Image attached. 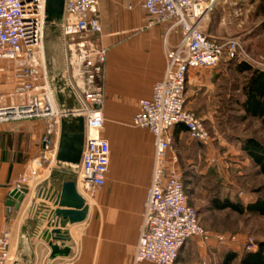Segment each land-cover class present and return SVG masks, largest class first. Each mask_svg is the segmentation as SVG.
Returning a JSON list of instances; mask_svg holds the SVG:
<instances>
[{"label": "built area", "instance_id": "1", "mask_svg": "<svg viewBox=\"0 0 264 264\" xmlns=\"http://www.w3.org/2000/svg\"><path fill=\"white\" fill-rule=\"evenodd\" d=\"M102 1L65 0L64 16L58 26L66 62L65 87L75 107L63 111L55 98L46 58L47 0H0V72L4 70L3 62L16 65L15 90L0 97V123L45 119L42 157L54 160L62 120L83 118L85 147L75 172L86 200L105 186L112 162L111 144L103 136L108 49L91 39L103 32L99 12ZM139 5L147 15L146 28L161 25L169 28L164 38L167 60L164 77L157 81L152 96L140 101L132 120L134 128L148 129L155 143L153 174L133 264H176L191 239L228 242L225 235L203 229L176 167L178 157L174 156L172 166L169 164L176 126L185 127L190 137L201 144L212 142L204 121L187 106L188 74L192 70L214 69L223 60H243L245 53L237 38H213L203 28L213 10L207 0H139ZM171 33L179 35L176 44L168 40ZM16 97L21 99L20 104L13 102ZM8 98L11 105L5 103ZM36 166L30 169V175L35 176ZM19 183L17 188H27L25 178ZM11 241L9 229H4L0 234V264L10 260ZM252 245L255 246L251 242ZM250 251L254 249L250 247Z\"/></svg>", "mask_w": 264, "mask_h": 264}, {"label": "crops", "instance_id": "2", "mask_svg": "<svg viewBox=\"0 0 264 264\" xmlns=\"http://www.w3.org/2000/svg\"><path fill=\"white\" fill-rule=\"evenodd\" d=\"M144 16L145 25V12ZM131 22L139 24L140 20L134 19ZM168 28V25L157 26L153 28L157 30L156 33L141 36L126 48L112 52L110 57L107 55L105 114L111 118L113 124L128 123L129 129L118 125L103 128V136L109 143L113 135L118 134L122 146L120 162L113 168L110 167L105 186L91 199L86 200V195L77 183V189L86 206H89V212L84 222L67 224L62 228L61 239L56 234H52L50 238L46 233L54 230L52 226L56 223L53 219L55 211L72 209L56 207L55 197L51 201L39 198L38 195L41 190L45 191L51 186L60 192V177L63 176L60 169L75 168V165L68 166L62 162L61 168L55 174L57 179L52 177L58 168L56 159L63 133L62 123L55 140L54 160H43L42 157V139L47 126L45 119L0 123V234L4 229H9L12 235L10 260L6 264L134 263L153 174L155 143L152 133L145 128H134L132 120L139 109L140 101L152 96L154 86L166 72L164 38ZM168 40L176 44L179 35L171 33ZM2 66L4 70L0 72V97L11 94L16 86L13 77L16 65L3 62ZM203 72L205 69L192 70L188 74L187 103L189 101V105L194 104L195 108L201 101V96L213 94L215 91V81ZM13 102L20 104L21 99L16 97ZM5 103L11 105L10 98ZM125 106V113L110 116L115 107L120 111ZM74 124V118H67V131L73 132ZM187 134L183 127L176 126L172 132L173 142L181 141ZM170 153L169 164L172 166L175 155L171 156ZM33 166L37 168L34 179L30 175ZM21 178L32 180L25 185L30 191L17 210L7 206L6 202L10 199L12 190L20 186ZM64 181H69L68 177ZM46 182L48 183L45 184ZM43 216L45 221L41 225Z\"/></svg>", "mask_w": 264, "mask_h": 264}, {"label": "rangeland", "instance_id": "3", "mask_svg": "<svg viewBox=\"0 0 264 264\" xmlns=\"http://www.w3.org/2000/svg\"><path fill=\"white\" fill-rule=\"evenodd\" d=\"M207 2L212 3L213 10L205 19L203 28L221 39L237 38L245 56L243 60H223L214 69H205L203 74L215 81V91L201 96L196 108L194 104L189 105V101L187 103L188 108L204 121L211 133L212 142L209 145L201 144L192 140L188 133L181 141H174L170 155L178 157L176 167L187 188L190 204L200 216L203 229L225 235L228 242L217 244L212 241L205 243L198 238L191 239L182 249L176 264H218L227 251L241 255L248 252L250 247L257 250L258 245L264 243V215L218 211L211 203V197L215 195L244 204L264 198V175L241 152L246 137L251 136L264 142V130L258 120H242L244 111L241 103L245 100L242 88L249 73L240 74L236 67L239 63L247 62L255 68L264 69V0ZM100 13L103 32L92 35L91 39L96 45L106 47L108 56L126 48L141 36L157 31L143 24L145 16L138 0H104ZM134 19H139L140 23H130ZM46 29L45 50L49 72H64L66 62L61 31L58 27V30ZM159 40L162 45L161 37ZM106 75L105 71L104 86ZM125 111L126 106L120 111L115 107L110 116ZM105 119V129L114 125L129 129L128 123L113 124L106 114ZM110 144L113 168L121 159L122 146L118 134L113 135ZM32 179L29 178L28 182ZM251 242L255 246H250Z\"/></svg>", "mask_w": 264, "mask_h": 264}, {"label": "water", "instance_id": "4", "mask_svg": "<svg viewBox=\"0 0 264 264\" xmlns=\"http://www.w3.org/2000/svg\"><path fill=\"white\" fill-rule=\"evenodd\" d=\"M64 5L65 0H47V7H46V28H51L58 30L59 24L62 22L63 19V12H64ZM53 23V26L51 24ZM50 73L51 78V85L54 89L55 98L58 102V105L61 110L69 111L70 109L75 107V101L73 100L71 93L68 92L67 87H65V72H54ZM74 103V104H73ZM67 118H64L62 121V136L60 141V149L57 154L58 160V168L55 169L54 174H52L53 179H57L55 175L59 168L62 166V162H65L68 166L75 165L78 166L81 163V156L84 150V142H85V130H84V120L83 118H74V130L67 131L65 126ZM61 174L63 175L60 177L62 183L59 187L61 191L59 192L58 189H54L53 186L45 189V191L41 190L39 192V198H47L48 200L53 201L55 197L54 204L56 207H62L72 210H61L58 209L53 214V219L55 220V224L52 226L54 230L50 233H46L48 236L52 234H56L57 238L61 239V230L65 228L67 224H73L75 222H84L87 218L89 212V206H86V203L83 197L80 195L79 190L77 189V174L75 172V168L72 170L68 169H60ZM69 179V181H64L65 178ZM46 182L45 184H47ZM29 189L27 188H17L15 187L11 194L10 199L6 202V205L19 210L20 204L25 199V197L29 194ZM54 195L51 197V194ZM45 216H43L42 224L44 225Z\"/></svg>", "mask_w": 264, "mask_h": 264}, {"label": "trees", "instance_id": "5", "mask_svg": "<svg viewBox=\"0 0 264 264\" xmlns=\"http://www.w3.org/2000/svg\"><path fill=\"white\" fill-rule=\"evenodd\" d=\"M236 67L240 74L249 73L242 88V96L245 97L241 103V109L244 111L242 120H258L264 130V69L255 68L247 62L239 63ZM178 126L183 127L182 125ZM183 129L187 131L185 127ZM241 152L253 162L260 174L264 175V142L254 137H246L243 139ZM211 203L213 208L218 211L230 210L239 214L264 215V198L244 204L241 201L220 198L215 195L211 197ZM177 259L179 260V256ZM218 264H264V243H260L257 250L244 252L241 255L237 252L227 251L223 253Z\"/></svg>", "mask_w": 264, "mask_h": 264}]
</instances>
